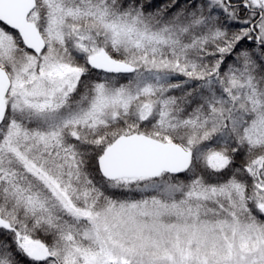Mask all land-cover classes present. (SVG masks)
<instances>
[{
	"label": "snow or ice",
	"instance_id": "obj_1",
	"mask_svg": "<svg viewBox=\"0 0 264 264\" xmlns=\"http://www.w3.org/2000/svg\"><path fill=\"white\" fill-rule=\"evenodd\" d=\"M0 264H264V0H0Z\"/></svg>",
	"mask_w": 264,
	"mask_h": 264
}]
</instances>
